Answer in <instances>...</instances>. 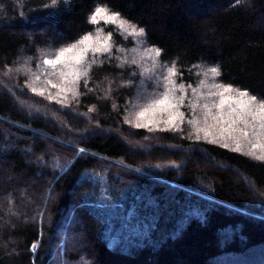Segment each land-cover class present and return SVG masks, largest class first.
I'll use <instances>...</instances> for the list:
<instances>
[{"label": "trees", "instance_id": "trees-1", "mask_svg": "<svg viewBox=\"0 0 264 264\" xmlns=\"http://www.w3.org/2000/svg\"><path fill=\"white\" fill-rule=\"evenodd\" d=\"M96 7L144 28L177 84L216 67L264 97V0H0V264H264V160L197 139L203 110L134 127L139 76L115 52L68 102L28 93L23 70L92 33Z\"/></svg>", "mask_w": 264, "mask_h": 264}, {"label": "rangeland", "instance_id": "rangeland-1", "mask_svg": "<svg viewBox=\"0 0 264 264\" xmlns=\"http://www.w3.org/2000/svg\"><path fill=\"white\" fill-rule=\"evenodd\" d=\"M109 14L111 13L109 12ZM121 20L123 19L118 16L115 23H112L106 22L104 17L102 16L97 17L98 22L96 24H93L94 26H96V29H94V31L89 35H91L93 38L99 37L100 44H103V42L107 40L109 51L99 54L88 52L84 57V60L82 61L83 68H86L87 71L86 73L82 72V74L79 75L74 84L71 83V81L73 80L72 76H61V73L67 74L68 72L72 71L71 65L65 66L64 63H61L53 67L51 65L44 64L45 59H55V56L58 54L60 48L55 50L46 49L45 51L39 52L38 57L35 61L38 69L34 70L30 69L29 67L28 69H26V71L23 70L22 72V76L24 77H22L24 81L23 84L26 87L28 93L38 99H47L49 98V96H51L52 99L55 100L56 105L62 104L63 102H68L69 98L73 99L76 97L82 83H87L91 65L100 60V58H102L103 56H117V58H119V64H125L127 68L136 70V76H139V81L136 88L137 90L135 91L134 95L136 100L132 104L133 107L131 111L128 112V118H130V120L135 123L138 120L144 123H149V121L152 119H160L162 117H166V114L163 113H158L156 117H153L151 113H147L144 118H141L138 116V113L144 108L148 107L153 99L160 98L163 93V89L158 87L156 82L157 80L161 79V73H163L164 75H168V69H170L171 67L167 68L160 66L158 64V56L156 55V50L152 47L147 46L144 41L143 35L133 34V30L130 26L126 25L125 27H121ZM104 28H112V31L119 35L122 40L120 47L113 43L112 35L106 32ZM138 29L139 28H137V31ZM113 52H115L114 56ZM41 66L48 68L47 70L49 73L46 79H41L38 76L39 72L40 74H42L41 71L43 69L40 68ZM77 67L79 68L80 66ZM197 74L198 79L195 83V87H185V100L180 107V110L184 113V119L182 122H177L176 129L172 131H180V129H182L184 125L188 126L190 123V118L192 116L196 117L194 113L203 110L204 119H208L209 121H207V124H205L204 120V125L200 128L202 130L199 132L197 131V127L192 125L193 129L191 132L195 136L205 138L204 129H207L213 134L210 135L207 139L212 140L214 138H218L219 128L221 126L217 123V120L221 116H223L225 120L229 119V107L227 103L223 108L215 107V105L219 103L221 97L218 95H207L209 92L221 91V89L214 87V85L220 84L216 82L215 76H213L210 72V68L200 67L197 70ZM37 77H39V79H37ZM175 77H173V79H175ZM53 85H55V87H53ZM0 86H2L4 89H6L7 92L10 93L9 89L2 85L1 81ZM33 89L35 91H33ZM61 89H63V91ZM144 94L145 97H142V95ZM235 94L236 93L233 92L225 94V96H235ZM14 99L17 101L16 98ZM139 99L140 101H137ZM205 104L209 105L211 109V115H208L206 109L203 107V105ZM213 116L217 117V120H213ZM211 125H214V127H209ZM149 126H151L154 130L166 128L163 123H161L159 126L154 123H149ZM238 126L240 128H244L243 124H240ZM246 130L249 132V140L264 145V136H261L260 139L257 140L256 137L252 136V128H247ZM228 143L230 148H235V145L231 141H229ZM243 143L246 146L241 152L254 158L256 156L264 155V146L256 149H251L248 140H244ZM253 152L255 153V155L251 154Z\"/></svg>", "mask_w": 264, "mask_h": 264}, {"label": "snow or ice", "instance_id": "snow-or-ice-1", "mask_svg": "<svg viewBox=\"0 0 264 264\" xmlns=\"http://www.w3.org/2000/svg\"><path fill=\"white\" fill-rule=\"evenodd\" d=\"M56 0H53L55 4ZM119 13L112 12L109 14L108 10L102 7H96L93 12L89 15V22L96 24L97 17H104L106 22L115 23ZM121 27L130 26L133 30V34L136 35H146L144 28H139L137 31V26L135 24H130V22L121 20ZM126 30V28H125ZM108 43L107 40L100 44V38H93L89 34L82 35L75 43H72L68 47L60 48L58 54L55 56V59H45L44 64L51 65L55 67L58 64L64 63L65 66L71 65L72 71L67 74L61 73V76L70 75L73 77L71 83H75L79 75L82 72L86 73L87 69L83 68L82 61L88 52L94 54L106 53L108 52ZM161 49L156 48V55L160 56ZM77 66H80L79 68ZM181 77H182V70ZM210 72L213 76L219 75L218 69L216 67L210 68ZM177 75V70L175 68L168 69V75L160 74L161 79L157 80V86L163 89V93L158 99H153L148 107L144 108L138 113V116L144 118L147 113H151L153 117H156L158 113L166 114V118L163 120L152 119L149 123H154L159 126L163 123L166 128L164 130H175L177 127V122H182L184 119V113L180 110L181 105L185 100V86L183 84H177L176 80L173 79ZM39 79V77H37ZM55 87V85H53ZM214 87L221 89L218 92H209L208 96H220L221 99L218 104L215 105L217 108H223L227 103L229 107V119L225 120L221 116L218 120L217 117L213 116V120H217V123L220 124L218 138L211 140L212 143H221L223 147H229V141L234 145L235 151H242L246 146L243 141L248 140V143L251 146V149H256L262 147L259 143L252 142L249 140V132L247 128H252V136L256 137L257 140L261 136H264V97H258L256 94H249L247 90H234L230 85H214ZM63 91V89H61ZM33 91H35L33 89ZM235 92V96H225V94ZM42 94V93H41ZM49 99H52L49 96ZM206 109L208 115H211V109L208 104L203 105ZM194 123V121H190ZM149 123H144L137 121L134 124L136 128H147ZM243 124L244 128H240L238 125ZM226 125V126H225ZM209 127H214L211 125ZM259 129V130H257ZM197 127V131H201ZM238 133V134H237ZM205 138H208L210 135H213L207 129H204ZM199 139V136H197ZM255 155V153H251ZM258 160H264V155L256 156Z\"/></svg>", "mask_w": 264, "mask_h": 264}]
</instances>
